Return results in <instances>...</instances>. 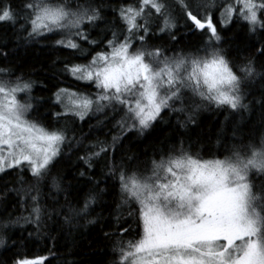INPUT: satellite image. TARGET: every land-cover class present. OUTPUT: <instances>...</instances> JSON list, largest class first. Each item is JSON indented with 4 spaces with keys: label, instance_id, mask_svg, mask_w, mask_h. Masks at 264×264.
Returning a JSON list of instances; mask_svg holds the SVG:
<instances>
[{
    "label": "snow or ice",
    "instance_id": "1",
    "mask_svg": "<svg viewBox=\"0 0 264 264\" xmlns=\"http://www.w3.org/2000/svg\"><path fill=\"white\" fill-rule=\"evenodd\" d=\"M103 7V0H0V25L15 28L25 43L63 50L68 59L59 75L91 89L57 86L51 116L64 123L49 125L36 115V81L0 66V179L15 177L0 192V264H53V249L6 255L23 245L11 233L30 226L28 236H39L49 222L69 232L82 221L95 225L110 188L116 202L103 233L111 242L109 264H264V123L247 137L233 128L209 158L184 139L201 110L249 111L250 86L264 84V0H121L111 7L117 19L110 35L100 39L93 30L104 21ZM230 26L254 41L249 55L231 57L225 44L233 41L224 31ZM181 28L200 43L166 48V39L180 43ZM11 56L0 44V59ZM256 103L264 110V91ZM97 114L118 119L110 139L77 157L90 190L82 201L66 196L65 204L48 205L45 187L65 191L66 177L52 176L65 145L81 143L68 124ZM172 119L185 131L170 146L143 159L123 151L128 133L145 137ZM8 193L19 212L7 211Z\"/></svg>",
    "mask_w": 264,
    "mask_h": 264
},
{
    "label": "trees",
    "instance_id": "2",
    "mask_svg": "<svg viewBox=\"0 0 264 264\" xmlns=\"http://www.w3.org/2000/svg\"><path fill=\"white\" fill-rule=\"evenodd\" d=\"M15 2V0H14ZM121 0H103L104 21L100 23V27L93 30V36L103 39L105 35H110L108 27L116 22L115 14L111 11V7L118 5ZM231 31L225 29L227 36L233 41L226 43L225 47L229 49L232 58H242L249 55V49L254 43L246 37L244 31L239 27H232ZM180 43L166 39L163 44L166 48H181L188 45L200 43L199 35L193 36L186 32L183 28L177 32ZM0 44H7L8 50L12 53L10 61L0 59V66L7 64L22 70L26 75H31L36 81L33 89V96L36 102L38 118L49 125L63 124L64 121H55L51 113L57 110L51 105L50 97L57 86H68L79 88L81 91H91L85 85L73 82L70 78H64L59 75L61 61L68 59L63 50H53L51 42L45 44L25 43L17 34L16 29L8 24L0 25ZM43 85V86H42ZM264 91V84L257 81L255 85L250 86L249 95L246 103L249 104V111L240 114H229L226 111H218L215 109L201 110L196 117L195 126L189 125L184 136L185 143L191 142L193 152L199 151L204 158H209L219 151H222L221 145L227 143L232 136L233 128L241 130L242 134L247 137L250 134H256L260 129L264 110L261 105L256 103L261 98ZM115 119H118L116 117ZM115 119L112 117L105 118L103 114L86 117L81 122L75 120L68 124L69 135H75L76 140L81 141L79 145L73 143L70 147L65 145V151L59 160V163L53 169L52 176L66 177L63 179L65 187L64 192L56 193L51 191L50 186L44 188V194L47 196L46 203L53 205L58 199L60 204H65V197L69 201H82L86 193L90 190V185L79 177V170L82 162L77 159L78 155H83L88 145L97 140H108L113 132ZM176 120L171 122L167 120L160 123L150 135L140 137L135 133H128L125 138L123 151L126 153H136L141 159L146 153L151 152L152 148H160L162 145H169L171 142L181 138ZM219 138V141H218ZM93 172L99 178L104 168L105 161L100 159L95 161ZM15 183V177L9 176L7 180L0 179V192L5 186L12 187ZM51 192V195L49 193ZM10 199L7 204V211L10 213L19 212L20 209L15 205L16 197L13 193H8ZM116 202L114 190L105 195L101 205L96 207V211L103 216L99 223L92 225L86 221H82L75 226L71 232L67 227H56L53 222H49L48 230L42 235L33 232L32 236H28V232L32 231L29 226L27 231L16 229L11 235L17 241L23 239V245L6 253L8 256L16 254L19 251L21 255L29 257L35 255H46L49 249H53L56 253V259L53 264H109L112 256L110 241L104 237V231H108V222L110 213L113 212ZM4 211V207L0 206V212ZM123 223V220L120 221ZM51 234L54 240L48 238Z\"/></svg>",
    "mask_w": 264,
    "mask_h": 264
}]
</instances>
